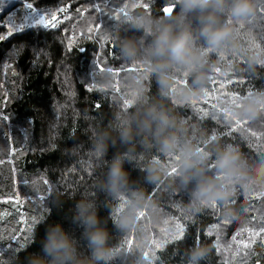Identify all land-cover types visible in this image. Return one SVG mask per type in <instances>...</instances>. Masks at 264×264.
I'll return each instance as SVG.
<instances>
[{
  "label": "trees",
  "instance_id": "1",
  "mask_svg": "<svg viewBox=\"0 0 264 264\" xmlns=\"http://www.w3.org/2000/svg\"><path fill=\"white\" fill-rule=\"evenodd\" d=\"M172 5L174 0H0V22L15 18L13 27L23 25L11 35L8 26L0 27L6 37L0 39V264L42 256L45 230L57 223L75 238L81 258L88 257L83 229L73 222L80 201L92 203L107 222L109 244L118 252L111 264H192L193 247L205 253L199 264H264V181L256 175L264 163V108L258 106L254 117L244 114L250 101L264 99V1L254 0L253 15L240 19L245 24L222 18L233 34L224 49L205 55L198 42L205 75L199 88L176 69L162 85L141 51L153 36L127 22L129 16L157 21ZM52 15L60 21L54 28L34 23ZM195 18L189 17L192 27H198ZM128 42L138 49L134 58L123 53ZM205 89L215 97L242 98L233 120L214 113ZM150 108L171 118L174 127L165 135L177 137L173 151H162L152 133L136 134V123L133 138L122 140L128 120L145 119ZM235 120L247 123L235 127ZM101 141L106 151L97 155ZM227 145L239 154L238 186L225 200H195L197 182L184 184L179 174L183 152L203 160L195 171L208 173L207 179H229L216 168ZM116 156L125 161L128 180L113 193L106 181ZM110 212H132L135 222L121 231ZM140 213L145 215L138 218ZM222 244L233 252L228 259L221 256Z\"/></svg>",
  "mask_w": 264,
  "mask_h": 264
},
{
  "label": "clouds",
  "instance_id": "2",
  "mask_svg": "<svg viewBox=\"0 0 264 264\" xmlns=\"http://www.w3.org/2000/svg\"><path fill=\"white\" fill-rule=\"evenodd\" d=\"M175 15L160 18L157 21L129 16L127 22L137 30H144L153 36L146 49L150 60V68L159 74L160 83L170 79V70H183L185 75H191L195 88H199L205 80L201 71L204 62V51L197 47L203 41L207 50L218 51L224 49L232 41L233 34L228 26L222 23L225 15L236 19H243L253 15L254 0H174ZM195 15L198 28L193 29L189 17ZM157 25L153 31V24ZM137 47L128 42L123 53L128 58L136 57ZM195 89H193L194 92ZM259 108H264V99L250 101L244 109V114L256 116ZM136 123V134L152 133L159 139L160 149L164 152L173 151L178 147V139L173 135H165L166 131L174 127L171 118L164 111L150 108L146 118L140 121L129 119L127 127L121 131V138L127 142L133 138L132 124ZM156 128L153 132L152 125ZM106 145L101 141L97 147V155H104ZM183 165L179 169L182 183L196 181L197 185L192 193L197 200H225L230 193L223 187H217L213 180L203 179V170L195 171L202 159H194L190 151L183 152ZM239 154L232 145L225 146L218 154L216 168L224 176L232 177L237 174ZM124 160L116 156L107 174L106 186L110 192H118L128 180ZM256 175L264 181V163L256 168ZM108 219L113 221V227L130 230L135 222L132 212L121 213L118 217L109 213ZM73 222L82 229V236L87 242L89 256L81 258L77 241L67 233L61 224L49 225L41 241V255L32 254L28 264H111L118 255L117 248L109 244L107 222L102 221L95 206L87 201H80L76 205ZM205 253L195 247L190 252L192 264H199Z\"/></svg>",
  "mask_w": 264,
  "mask_h": 264
},
{
  "label": "snow or ice",
  "instance_id": "3",
  "mask_svg": "<svg viewBox=\"0 0 264 264\" xmlns=\"http://www.w3.org/2000/svg\"><path fill=\"white\" fill-rule=\"evenodd\" d=\"M28 10H31L32 12H35L36 9L34 8L33 4L31 2H27L24 5ZM61 12L66 11V9H61ZM162 11L166 14V15H170L173 11H174V6H165L164 8H162ZM120 13H122L123 15H127V12L124 11V9H120ZM121 15L117 14L116 16H113L112 18L114 20H117L120 18ZM250 17V16H249ZM247 18V17H246ZM59 19L56 15H52L50 19H46L44 16H40L34 23L36 25L42 26L45 29L48 28H54L56 27V24L59 23ZM13 25H16V19L15 18H10L9 22H0V27H4V26H8L9 27V32L8 35L13 34V32H21L23 30V25H17L15 27H13ZM89 32H92L93 29L89 28L88 30ZM5 36H0V39H5ZM103 39L105 40V42L108 41V37L107 34L104 33L103 35ZM209 52H211V50H205V55H207ZM215 71L219 72V69H216ZM211 79V78H210ZM184 83H187V81L185 80ZM204 95L207 96L208 93L207 91L204 92ZM242 98L241 97H233L231 103L235 104L236 106H239L238 101H240ZM224 113H225V119L228 120H233L231 118V112L228 109H223ZM242 123H247V121H240V120H235V127H239ZM233 130H235V128H233ZM214 138V137H213ZM264 158V157H262ZM176 169L173 168L172 169V173H175ZM171 174V173H170ZM216 203H212L210 206L215 208L216 207ZM145 215V213H140L138 218H141ZM177 229H178V234L174 237L175 239H179L180 238V234H182L183 229L181 228V226L179 224H177ZM260 232H264V228L260 229ZM260 232H256L255 235H260ZM130 243V242H129ZM245 247H247V245H244ZM148 258V254L145 253V259Z\"/></svg>",
  "mask_w": 264,
  "mask_h": 264
},
{
  "label": "rangeland",
  "instance_id": "4",
  "mask_svg": "<svg viewBox=\"0 0 264 264\" xmlns=\"http://www.w3.org/2000/svg\"><path fill=\"white\" fill-rule=\"evenodd\" d=\"M1 1H2V4H7V3H9L12 0H1ZM190 18L194 19L195 17H194V15H192V16H190ZM235 19L236 18H233V17H231L229 15L228 18L226 19V22L228 24V23L232 22ZM237 22H239L241 24H245L240 19H238ZM194 28L196 29L198 27L195 26V27H193V29ZM134 43H136V41ZM149 43H151V42H149ZM141 51L146 53V50L144 51L143 48H141ZM205 90L209 91L210 99L207 100V103H209L211 105V109L214 110V113H217V114L221 115L223 118L225 117V113H224L223 109H228L231 112L232 115H235L237 113V110L235 109L236 105L231 103L232 97H224V94L221 95L220 97H215V93L211 92L209 89H205ZM241 100L238 101V104H239V102H241ZM202 178L203 179H207L208 178V173L204 174ZM228 178L229 179H227L226 177H215L213 181L217 185L218 188L219 187H223L229 192L231 189L237 187L238 184L236 183L237 181L235 180L234 176L228 177ZM225 183H226V185H225ZM184 190L186 192H190L189 189L185 188ZM220 253H221V256L224 259L230 258L232 256V254H233L231 248L227 247V246H224L223 244H222V246L220 248Z\"/></svg>",
  "mask_w": 264,
  "mask_h": 264
},
{
  "label": "water",
  "instance_id": "5",
  "mask_svg": "<svg viewBox=\"0 0 264 264\" xmlns=\"http://www.w3.org/2000/svg\"><path fill=\"white\" fill-rule=\"evenodd\" d=\"M172 6H174V5H172ZM160 13L163 15V18L169 16V15H166L162 10L160 11ZM174 13H175V11H173V12L171 13V15H174Z\"/></svg>",
  "mask_w": 264,
  "mask_h": 264
}]
</instances>
